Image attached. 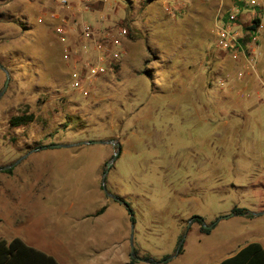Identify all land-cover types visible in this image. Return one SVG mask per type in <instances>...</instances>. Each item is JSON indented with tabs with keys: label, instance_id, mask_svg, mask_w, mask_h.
Returning a JSON list of instances; mask_svg holds the SVG:
<instances>
[{
	"label": "rangeland",
	"instance_id": "1",
	"mask_svg": "<svg viewBox=\"0 0 264 264\" xmlns=\"http://www.w3.org/2000/svg\"><path fill=\"white\" fill-rule=\"evenodd\" d=\"M94 6L92 23L126 29L125 55L83 97L49 19L68 12L57 0H0V240L60 231L79 256L81 229L99 222L109 239L131 240L133 264H218L249 243L264 249V35L245 73L214 44L230 0ZM24 113L34 122L9 125ZM96 140L113 144H80ZM57 144L76 146L46 147ZM104 197L107 212L89 219ZM233 208L250 215L225 218Z\"/></svg>",
	"mask_w": 264,
	"mask_h": 264
},
{
	"label": "built area",
	"instance_id": "2",
	"mask_svg": "<svg viewBox=\"0 0 264 264\" xmlns=\"http://www.w3.org/2000/svg\"><path fill=\"white\" fill-rule=\"evenodd\" d=\"M107 1L79 0L75 8L71 0H57L60 9L69 15L61 18L49 15V19L58 18L54 34L62 45L69 87L83 97L89 96L95 83L113 70L110 66L117 64L125 55L123 40L127 36L126 29L106 27L102 17L98 19V25L89 18H82L83 14L92 13L94 5ZM213 35L219 51L239 62L245 73H253L261 56L264 0H230L229 8L216 18Z\"/></svg>",
	"mask_w": 264,
	"mask_h": 264
},
{
	"label": "crops",
	"instance_id": "3",
	"mask_svg": "<svg viewBox=\"0 0 264 264\" xmlns=\"http://www.w3.org/2000/svg\"><path fill=\"white\" fill-rule=\"evenodd\" d=\"M96 6L99 5H95L94 8ZM93 11L91 12L93 13ZM89 17L90 14L82 15L83 20H88ZM103 201H105L102 205V207H105L103 213L96 215V212L102 208L100 207L93 213L94 217H89V219L95 220L107 212L110 205L107 204L105 197ZM98 223L91 222L87 227L81 229L82 232L84 231L88 235V238L86 239V251L83 250L79 254L81 256L79 261V256L72 254L74 244H67L59 239L60 231L45 234V237L36 240L34 243H25L52 256L58 264H129L132 258L129 256L130 249L126 247L125 241L109 239L107 237L109 235L108 230Z\"/></svg>",
	"mask_w": 264,
	"mask_h": 264
},
{
	"label": "trees",
	"instance_id": "4",
	"mask_svg": "<svg viewBox=\"0 0 264 264\" xmlns=\"http://www.w3.org/2000/svg\"><path fill=\"white\" fill-rule=\"evenodd\" d=\"M152 1V0H150ZM245 29H248L247 27ZM111 68L115 69L117 64L111 65ZM111 71V70H110ZM35 117L33 114L24 113L22 115L13 116L9 119V125L11 127L17 128L20 126H25L33 123ZM43 147V146H42ZM50 147V146H46ZM39 149V148H37ZM113 202L121 203L125 206L128 215L132 216V209L130 205L119 198L115 197ZM105 207L100 208L96 215L103 213ZM232 215H245L246 210L240 208H233L231 210ZM250 215V214H246ZM194 222L200 224V233L208 234L210 233L214 224L210 226H205L203 219L198 216H193L191 218ZM181 245L178 248V253L181 251ZM136 261L135 258L130 259L129 264H133ZM145 262H150V260H144ZM0 264H58L57 261L50 255L39 251L19 238H14L10 241L0 240ZM218 264H264V249L257 243H249L242 247L238 252H236L231 257L222 260Z\"/></svg>",
	"mask_w": 264,
	"mask_h": 264
},
{
	"label": "water",
	"instance_id": "5",
	"mask_svg": "<svg viewBox=\"0 0 264 264\" xmlns=\"http://www.w3.org/2000/svg\"><path fill=\"white\" fill-rule=\"evenodd\" d=\"M80 144L81 145H90V144L91 145H109V144H113V142L112 141L96 140V141H84V142H80ZM74 146H76V144H57V145H51L50 147H55V148H70V147H74ZM117 150H118V148H117ZM116 155H117L116 153L113 155V158H112L111 161H113L115 159ZM109 165H110V163L106 165L107 168L109 167ZM106 171H107V169H106ZM106 171L103 173V175H102V181H101V186H102V190L104 191V193H107L106 190H105V186H104V184H105L104 178H105ZM108 195L110 196V194H108ZM111 197L115 198L112 195H111ZM255 215H259V214H255ZM230 216H233L232 213H230L229 215L225 216V218H228ZM189 224H190V222L188 223V225ZM181 244H182V242H180L178 248L180 247ZM178 248H177V250H176V252H175L174 255L177 254ZM129 256H130V258H135L136 260H139L135 256V253H134L133 248H132L131 240H130V255Z\"/></svg>",
	"mask_w": 264,
	"mask_h": 264
}]
</instances>
